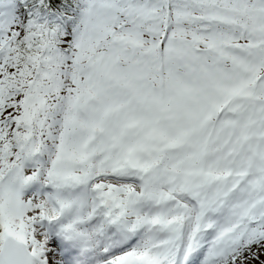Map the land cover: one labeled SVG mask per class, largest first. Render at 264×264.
I'll return each mask as SVG.
<instances>
[{"label": "snow or ice", "instance_id": "snow-or-ice-1", "mask_svg": "<svg viewBox=\"0 0 264 264\" xmlns=\"http://www.w3.org/2000/svg\"><path fill=\"white\" fill-rule=\"evenodd\" d=\"M0 264H264V0H0Z\"/></svg>", "mask_w": 264, "mask_h": 264}]
</instances>
